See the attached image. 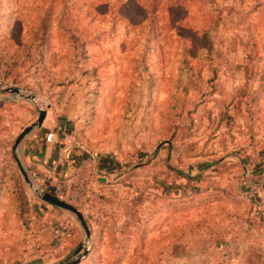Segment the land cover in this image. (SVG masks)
Returning <instances> with one entry per match:
<instances>
[{
	"label": "rangeland",
	"instance_id": "374dc122",
	"mask_svg": "<svg viewBox=\"0 0 264 264\" xmlns=\"http://www.w3.org/2000/svg\"><path fill=\"white\" fill-rule=\"evenodd\" d=\"M0 264H264V0H0Z\"/></svg>",
	"mask_w": 264,
	"mask_h": 264
},
{
	"label": "crops",
	"instance_id": "0c3cea01",
	"mask_svg": "<svg viewBox=\"0 0 264 264\" xmlns=\"http://www.w3.org/2000/svg\"><path fill=\"white\" fill-rule=\"evenodd\" d=\"M36 134L37 133L34 132L24 143L25 162L28 166L34 165L42 171L47 172L51 177H55V153L48 149L47 143L42 142L41 135L36 136Z\"/></svg>",
	"mask_w": 264,
	"mask_h": 264
},
{
	"label": "water",
	"instance_id": "95a60500",
	"mask_svg": "<svg viewBox=\"0 0 264 264\" xmlns=\"http://www.w3.org/2000/svg\"><path fill=\"white\" fill-rule=\"evenodd\" d=\"M7 90L8 91L17 92L16 89H7ZM44 118H45V111H39V115H38L36 123H34L33 125L28 126L25 129H23V131L17 137L14 147H16L23 140V138L28 133H30V131L34 127L40 126L42 124ZM15 161H16V164L18 166V169H19L23 179L27 183H30V181H29L25 171L23 170L21 164L19 163V161L17 159H15ZM39 197H40V200H42L43 202L49 204L50 206H53V207H56V208H60V209L65 210V211H67L69 213H72L77 218V220L79 221V223H80L81 227L83 228V230L87 233V225H86L81 213L76 208H74L72 205L66 203L63 200H60L59 198L55 197L54 195H52V194H50V193H48V192H46L44 190H39Z\"/></svg>",
	"mask_w": 264,
	"mask_h": 264
},
{
	"label": "built area",
	"instance_id": "2783aa9c",
	"mask_svg": "<svg viewBox=\"0 0 264 264\" xmlns=\"http://www.w3.org/2000/svg\"><path fill=\"white\" fill-rule=\"evenodd\" d=\"M51 137V135H49L47 138L49 139ZM36 181L38 182V183H40L41 185L43 184V182H44V180L43 179H40V178H36ZM52 195H54L55 197H57V198H60V191H59V189L58 188H56L52 193H51ZM63 227V225L62 224H59V225H56V229H55V231H54V233H55V237L56 238H59V236H60V229Z\"/></svg>",
	"mask_w": 264,
	"mask_h": 264
}]
</instances>
